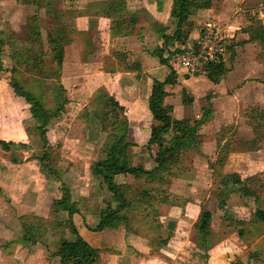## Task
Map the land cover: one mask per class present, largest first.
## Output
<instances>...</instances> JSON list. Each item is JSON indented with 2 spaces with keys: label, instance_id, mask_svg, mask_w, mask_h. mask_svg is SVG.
<instances>
[{
  "label": "rangeland",
  "instance_id": "1",
  "mask_svg": "<svg viewBox=\"0 0 264 264\" xmlns=\"http://www.w3.org/2000/svg\"><path fill=\"white\" fill-rule=\"evenodd\" d=\"M83 1L0 0V80L17 81L52 112L44 126L47 142L43 145L38 135L41 124L31 116L29 104L23 97L17 98L14 92L10 94L0 88V140L6 142L0 145L10 149H0V155L13 153L16 161L26 156L36 159L39 185H47L51 195H61L64 183L74 193L79 209L99 214L108 204L113 207L116 202L90 166L103 156L105 145L118 131V124L124 117L127 130L140 129L137 138L133 134L129 137L138 141L145 139L148 123L145 120L146 123L139 125L134 114L141 112L139 99L145 98L144 80L147 76L152 78L151 73H157L155 67L160 62L157 57L145 55V50H151L153 45L147 48L144 35L141 38L134 33L125 42L122 35L112 39L110 35L78 32L72 18L84 12L85 8L79 7ZM110 1L113 9L118 10L124 0ZM220 1L214 0V4L219 5ZM248 1L249 17L238 23L239 28L235 29L228 22L221 23L215 17L202 24L211 23L218 35L217 43L220 41L217 46H221L225 69L217 83L207 78L204 64L187 68L170 58V49L164 51L167 62L177 71L174 83L167 87L166 102L163 101L171 106L172 116L193 120L208 111L198 128L199 142L181 149L175 165L163 172V182L125 173L114 175L115 182L126 183L132 189H148L151 194L148 200L152 203L149 209L152 211L155 207L157 218L161 220L158 225L127 208L126 227L120 232L111 228L105 232L94 229L99 220L97 215L92 230L98 233L101 245L112 238L109 243L121 247L132 237L140 247L136 255L142 257L141 264H264V221L255 219V210L264 208V41L254 38L256 29L262 26L258 16L264 9V0ZM99 7L87 8L89 20L79 17L80 28L92 30V25L96 24L93 9ZM116 24L117 28V21ZM61 25H67L71 34L67 37L77 40L79 46L67 47L65 61L57 69L47 31ZM35 31L40 35H35ZM235 31L237 38H231ZM104 50L106 55L116 53V60L103 56ZM36 54L40 55L41 63L33 62ZM97 60L104 61L103 68L115 65L131 68L140 64V70L134 71L142 79L137 88L138 99L136 96L131 99L135 86L130 85L128 79L118 73L99 72L100 64L94 62ZM164 67L169 71L166 64ZM115 77L118 82L113 80ZM101 93L117 98L124 105L123 112L111 104L106 105L107 97H102ZM125 112L131 117V124ZM138 152L142 158L138 161L145 168L155 165V144L145 143ZM40 157L44 158L42 162ZM231 174L238 175L241 183L230 182ZM223 179L229 182L223 183ZM155 188L166 193L165 202L154 201L160 193ZM245 189L249 195L244 194ZM85 196L90 198L85 202L88 208H84ZM4 203L0 205V227L3 228H0V246L6 237L14 240L16 236L26 246L44 241L47 251L51 252L57 248L60 237L71 235L68 228L71 220L65 212L55 211L47 218L30 212L18 215L15 204L7 199ZM19 210L23 212L25 208L19 207ZM202 211L211 213L208 233L204 237L195 227ZM30 227L33 232L26 233ZM9 249L6 247L5 251Z\"/></svg>",
  "mask_w": 264,
  "mask_h": 264
},
{
  "label": "crops",
  "instance_id": "2",
  "mask_svg": "<svg viewBox=\"0 0 264 264\" xmlns=\"http://www.w3.org/2000/svg\"><path fill=\"white\" fill-rule=\"evenodd\" d=\"M112 4L113 3H111L110 0H84L83 3L79 6L85 8V10L82 9L84 10V12L79 14L74 19L77 27L76 29L78 30V32L81 31L85 33H92L93 35H108V36L110 35L112 39L116 38L117 35H122L123 41L126 38H128V36L134 35V33L135 35H140L141 38L144 35L143 41L147 45V48L148 47L150 48V46L153 45L151 50L149 51L145 50V55L147 54L152 57H157L158 61H159V57L155 52L156 49L163 47L162 56L164 57H165L164 51L166 49H170L169 54L172 52V50L176 45V41L170 40L168 43L163 45V38H162L163 33H165L166 35H171L175 29L176 21L170 14L172 0H124L122 2L121 7L118 8V10H114ZM248 4H249L248 0H243L241 3L236 0L235 1L221 0L219 5L214 4V0L189 1L186 5V11L188 16L187 19L182 24V29L186 34L184 40L185 45L188 46L189 44L195 42L196 38L200 34L201 28L203 27L202 25L203 22L210 17L211 18L215 17L216 19L220 20L221 23L222 22L231 23L233 27L235 26L234 27L235 29L239 28L238 23L241 24L247 20L248 13L250 12ZM91 6L92 7L102 6L101 8L99 7V9L96 8L93 9V12H95V14H93L94 15L93 21H95L96 19V24L95 26L92 25V30L91 28L89 29L88 27H85V29L80 28L78 24L79 17H82L88 21L89 13H87L88 12L87 8ZM106 8H107V12L105 11ZM258 18L259 20L262 21V27L264 28V14L260 13ZM116 21L118 23V27L123 26L118 31H117L118 27L117 28L115 27V25H117ZM173 21H174V26H173ZM120 22H123V25L120 24ZM155 25H157V27H155ZM235 33L236 31L232 33L233 35H231V38H237V35H235ZM126 41L127 39L125 40V42ZM72 44H77L79 46L77 40H73L68 44H65L62 65L66 58V49L68 46H71ZM127 48H128L127 45H125V49ZM106 52H107L106 50L102 51V55L107 56L108 59L111 58V60H116V53H113L112 55L110 54L106 55ZM80 61L81 62L83 61L84 63L85 60H79V62ZM155 61L157 62V59ZM94 62L96 63L99 62L101 69L99 70V72L105 71L111 74L118 73L119 76H122V78L126 80L128 79L131 83L130 85L135 86V90L133 89V93L130 94L131 99L132 97L135 96L138 99L137 88L138 85L142 84L140 82L142 79L141 77L137 76L136 74L138 73L137 72L134 73V71L140 70L141 68L140 64L139 65L137 64L131 68H127V67L118 68L116 67V65L112 68L110 67L103 68V63H104L103 60L100 61L97 60ZM158 65L159 66H156L155 68L157 73L159 72L160 75L154 72L151 73L152 78L150 76L149 77L147 76V78L144 80L146 93H145V98L139 99V101L142 104L141 112L139 111L134 114V118L139 120L138 122L139 125L146 123L145 120L148 123L147 129L145 130V135H144L145 139H143L144 141L143 140L138 141L137 139H134V137H129L131 136L130 134H133L132 136H135L137 138L140 133L139 127H136L138 130H136V128L132 129L131 131L132 133L130 132V130H127L126 139L130 142V145L128 146V162L131 165L143 166V164L139 162L140 159L142 160V158H139L138 151L140 150V147L143 146V144L148 142L150 127L151 125L155 124V120L152 117L147 104L148 96L151 89L152 79L153 77L162 79L169 72L164 67V63L160 62ZM166 65L168 67V70H170L169 65L168 64ZM147 71L149 70L147 69ZM176 75H177V71H176ZM113 80L118 82L117 77H115V79ZM168 85L171 84H167L165 86L166 91H168L167 89ZM0 88L5 89L10 94L13 93V89L11 88L7 80L5 81L0 80ZM18 97L20 96H17V98ZM165 97L167 96L165 95ZM165 97L163 101H165ZM115 99L117 100V98ZM127 101L130 104L134 103L133 100H127ZM118 102L120 103V101ZM120 104L124 107L122 103ZM130 118L131 117H129L127 113L128 124H131ZM176 118H181V117H176ZM20 140H22L23 142V139ZM0 149L3 151L4 150L10 151V149H3L1 145H0ZM10 156L6 155L2 157V155H0V205L4 203V199L9 200V202L11 201V203L15 204L17 210L16 213L18 215L21 214L23 215L26 212L27 213L30 212L31 214L38 215L42 218H47L49 217L50 214L55 213L52 211V205L60 195H56V194L51 195L52 193L50 192L47 185L45 187L43 186L44 184L39 185L40 183L38 182V179L40 177L37 174H40V172L39 170H37V167H35L36 159L34 158L28 159V157L26 156L24 158L21 157L22 158L21 160L16 161L15 154L12 153ZM34 167H35V171H34ZM43 179L46 180L45 177ZM70 193H71V202H73L76 207V211L71 215L72 224L75 226L77 232L81 237H83L90 245L99 249L95 260L91 264L143 263L142 257L136 255V253L140 251V247L136 242V240L132 237L128 238L127 242L121 247H117V245L109 243V241L112 238L111 239L109 238L106 244L101 245L103 242H101V240L100 241L98 240L97 238L98 233L92 230L93 229L92 224L97 221V215L99 216V214H97L98 212L94 213L93 211L90 210L82 211L81 209H79V207L75 202L74 193H72L71 189H70ZM89 199L90 198L88 196L83 197L84 208H88V205H86L85 202H87V200L89 201ZM19 207H24L25 210L22 212L21 210H19ZM127 211L128 209L125 208L118 212V215L122 217V221H120L116 226H106L104 228H101L102 229L101 231L106 232L108 228H111L112 231L120 232L121 228H123L126 225L125 222L128 218L126 213ZM57 212L59 213L65 212L67 218H69V215L66 211L57 210ZM124 213H126V215ZM72 224L70 223V226L68 227L70 228L71 235L69 237L63 235L66 239H72L74 237V234L72 232ZM157 224L160 225L159 223ZM129 227L130 226H128V228ZM5 230L9 231L10 233L12 232V229L10 228L7 229L5 228ZM123 236L126 237V235ZM10 238L11 237H6V239H4L3 241V243H5V240L7 241L6 247L10 248L9 251H5L6 247L3 246V243L1 244L2 246H0V264H59V257L57 255L54 256L50 255L49 252L47 251L46 242L38 241L31 243L29 246H26L23 245L18 239H16L17 238L16 236L14 237V240L13 238L12 239ZM103 248L106 250L102 251L104 250Z\"/></svg>",
  "mask_w": 264,
  "mask_h": 264
},
{
  "label": "trees",
  "instance_id": "3",
  "mask_svg": "<svg viewBox=\"0 0 264 264\" xmlns=\"http://www.w3.org/2000/svg\"><path fill=\"white\" fill-rule=\"evenodd\" d=\"M191 0H172V6L170 10L171 16L175 19V29L171 35L163 33V45L170 40H175L176 45L174 51L180 52L187 48L185 45V33L182 29L183 22L187 19L186 5ZM76 10V9H74ZM107 12V8L105 10ZM77 12V11H76ZM73 27L75 26L74 18H72ZM35 27V26H33ZM34 29H30L32 31ZM203 27L201 28V31ZM200 31V34H201ZM35 35H40L39 32H33ZM1 35V34H0ZM68 35H71L68 31L67 25H61L60 28L47 31V41L51 46V53L57 69H60L63 61L64 45L67 42L73 40ZM254 38L260 41H264V28L260 25L254 34ZM2 39L0 37V44ZM163 47L155 50L159 57V61L164 64H168V57L162 56ZM39 54L33 57V62L41 63ZM218 58H211L204 63V71L209 80L213 83H217L223 74L225 69L221 55ZM169 72L162 79L153 78L151 83V89L148 96V109L155 120V124L150 127V134L148 144H155L157 146V154L154 157L155 165L151 168H145L142 165H131L128 162V146L130 142L127 137V121L126 117L123 118L118 125V131L113 133L110 142L105 145L103 149V156L94 161L90 168L97 176L107 185L108 190L111 192L113 200H115V206L107 205L99 212V220L94 227L95 230L104 228L106 226H116L122 217L118 215V212L122 209L129 208L144 218L159 223L157 214L149 208L152 205L149 202L151 194L146 188L132 189L130 185L126 183H118L113 180L115 174L126 173L133 175L134 177H145L148 181L157 179L159 182H163V172L170 170L175 165L179 152L183 147H193L199 142L198 128L205 120L208 111L203 113V116L190 120L189 118H175L171 114V106L163 102L164 96L167 91L165 86L167 84L174 83L176 79L175 69L169 65ZM13 92L25 99L29 104V112L31 116L37 119L41 125L38 126V135L43 143L46 144V135L44 126L52 115V112L45 109L42 104L34 98V96L25 91L21 85L15 80L9 82ZM102 97H107L104 100L106 105L111 104L118 111L123 112L124 107L115 99L113 95L107 93L102 94ZM104 114V113H103ZM107 112L105 113V116ZM104 116V115H103ZM169 135V138L166 136ZM0 143L5 145L6 142ZM44 158L40 157L39 161H43ZM43 170L45 168L42 164ZM231 177L230 182L241 183V179L238 175H229ZM229 182L227 179H223V183ZM61 195L54 201L52 205V211L64 210L68 213L69 219L71 215L76 211L75 204L71 202V193L69 187L62 183ZM158 193L156 198H153L155 202H165L167 195L161 189L155 188ZM245 195L250 193L245 189ZM155 212V213H154ZM211 213L209 211H202L198 221L195 223V227L201 233V236H206L208 233V226ZM255 219L264 221V208H258L255 210ZM72 224V220H71ZM37 229V228H36ZM33 228H27L26 233L33 232ZM72 232L74 237L72 239H66L60 237L57 248L51 252L50 255H57L59 257V264H91L97 255L98 248L90 245L83 237L79 235L75 226L72 224ZM242 233V229L239 230ZM29 234H25L27 236ZM24 237V236H23ZM22 237V238H23ZM38 240L39 239L38 237ZM48 247V245H46Z\"/></svg>",
  "mask_w": 264,
  "mask_h": 264
},
{
  "label": "built area",
  "instance_id": "4",
  "mask_svg": "<svg viewBox=\"0 0 264 264\" xmlns=\"http://www.w3.org/2000/svg\"><path fill=\"white\" fill-rule=\"evenodd\" d=\"M263 11L261 10L260 13L263 14ZM217 38L218 35H216L214 26L209 22L204 23L199 40L194 43V46H187L185 50L180 52L172 50L170 58L187 68L201 67L205 62L211 58H216L221 53V46H217L220 41L217 43Z\"/></svg>",
  "mask_w": 264,
  "mask_h": 264
}]
</instances>
